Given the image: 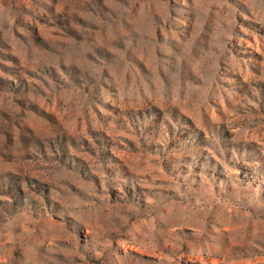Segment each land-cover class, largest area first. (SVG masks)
Instances as JSON below:
<instances>
[{
  "label": "rangeland",
  "instance_id": "1",
  "mask_svg": "<svg viewBox=\"0 0 264 264\" xmlns=\"http://www.w3.org/2000/svg\"><path fill=\"white\" fill-rule=\"evenodd\" d=\"M0 264H264V0H0Z\"/></svg>",
  "mask_w": 264,
  "mask_h": 264
}]
</instances>
